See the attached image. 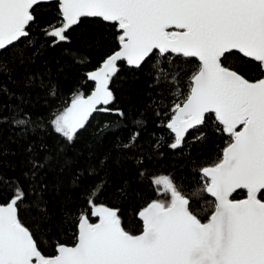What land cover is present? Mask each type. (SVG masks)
<instances>
[{"label":"snow or ice","instance_id":"1","mask_svg":"<svg viewBox=\"0 0 264 264\" xmlns=\"http://www.w3.org/2000/svg\"><path fill=\"white\" fill-rule=\"evenodd\" d=\"M44 2L0 0V75L10 82L16 66L33 63L39 54V49L31 50L30 36L33 25L39 24L36 9ZM57 4L59 23L42 29L52 47L71 43L69 32L82 18H97L115 29L112 48L86 74L94 89L87 96L74 94L70 105L50 121L67 143L75 140L94 112L113 111L123 117L122 110L106 107L115 100L109 85L121 63L139 70L153 57L149 87L160 93L159 102L153 100L151 106L167 119L163 126L173 134L168 147L182 148L189 130L209 125L228 139L218 158L199 169L201 188L189 193L168 175L154 177L152 183L165 198L151 199L137 209L138 226H128L119 206L96 202L104 190L101 181L90 192L86 208L62 211L56 234L48 223L46 195L58 192L60 184L57 180L49 185L41 173L59 163L63 146L53 152L43 143L25 145L21 177L0 172V190L11 193L0 202V264H264V0H57ZM9 49L11 55L5 56ZM181 57L184 62L176 65L174 58ZM183 76L186 91L181 89ZM22 81L25 88L39 86L56 94L57 86L50 79L46 83L42 75L26 73ZM165 92L174 97L170 105L163 104ZM0 96L18 101L5 105L10 116L0 117V123L16 127L21 137L42 124L25 111L29 101L24 95L0 86ZM162 107L168 111L162 112ZM139 135L134 132L123 147H133ZM206 135L199 132L194 139L201 141ZM14 154L0 141V162ZM7 166L12 167L10 162ZM94 174L90 169L89 175ZM78 180L75 176L73 185ZM238 191L243 198H234ZM202 194L213 198L203 208L207 216L191 203ZM113 196L123 201L139 193L125 182ZM66 230L71 236L61 240Z\"/></svg>","mask_w":264,"mask_h":264},{"label":"trees","instance_id":"2","mask_svg":"<svg viewBox=\"0 0 264 264\" xmlns=\"http://www.w3.org/2000/svg\"><path fill=\"white\" fill-rule=\"evenodd\" d=\"M36 11L39 24L33 25L30 39L33 42L31 50L39 49V54L35 56L33 63L16 66L12 72L11 82L6 76L0 75V86H7L17 95H24L25 100L29 101L24 106L25 111L31 113L34 121L42 119V124L30 129L26 136L21 137L18 134L19 129L9 123H0V141L15 153L3 158L0 162V172L7 177L19 179L24 159L23 148L29 143L36 145L43 143L53 152L57 151L58 146H63L59 163H54L51 169H45L41 173L49 185L56 184L57 180L60 184L58 192L50 190L46 195L51 214L48 223L53 234L57 233L62 211L70 210L77 213L78 210L86 208L90 192L101 181L104 190L96 202L119 206L129 227L139 225L140 222L135 216L139 207L151 199L165 198L158 190V186L152 183L154 177L168 175L175 184L189 193L201 188L203 181L199 169L218 158L228 138L226 135L216 133L209 125L191 131L182 148L173 150L168 147L173 134L163 126L167 119L164 116H157L151 106L153 100L159 102L160 93V89L149 87L152 79L148 69L155 57L139 70L120 64L121 71L110 83L115 100L106 107L122 110L123 117L113 111L94 112L85 128L78 132L70 144L54 132L50 123L54 114L68 107L74 94L83 92L87 96L94 89V82L89 81L86 74L98 66L104 55L112 48V33L115 29L97 18H82V22L69 32L71 43L61 42L52 47L51 39L45 38L42 29L59 23L61 18L58 15V4L56 1L42 3ZM65 50L73 55L66 54ZM11 52L12 49H9L4 55L10 56ZM77 59L86 62L78 63ZM174 60L176 65L184 62L182 57ZM26 73L42 75L46 83L50 79L51 83L57 86L56 94L49 95L48 89H41L39 86L25 88L22 77ZM187 75H191V72ZM183 79L185 83L181 84V89L186 91L187 76H183ZM164 96L166 99L163 104L170 105L174 97L167 92ZM17 103V100L9 99L8 96H0V117L10 116L5 105ZM157 106H160L159 103ZM161 111L168 109L162 107ZM137 121L141 123L138 124ZM134 132L140 133L139 138L133 147L125 149L123 145L128 143ZM199 132H205L207 135L204 140L196 141L194 137ZM161 138L160 146L156 148V142ZM140 160H143L142 165L139 163ZM102 161L106 162L102 164ZM9 162L11 168L7 166ZM90 169H94L96 174L89 175ZM141 171L146 175H139ZM75 176H79V180L73 185ZM125 182L130 183L139 193L137 198L123 201L114 198L113 194ZM9 196L10 192L0 190V202ZM243 197V192L238 191L234 194V198ZM212 199L208 194H202L199 199L191 200V203L207 216L208 213L203 212V208L206 202ZM28 218L30 219V216ZM71 231L66 230L60 235V239H69Z\"/></svg>","mask_w":264,"mask_h":264},{"label":"water","instance_id":"3","mask_svg":"<svg viewBox=\"0 0 264 264\" xmlns=\"http://www.w3.org/2000/svg\"><path fill=\"white\" fill-rule=\"evenodd\" d=\"M53 1H56L57 2V0H45V2L44 3H48V2H53ZM110 86V85H109ZM103 105H101L100 107H102ZM194 129H192V130H189V133L191 132V131H193ZM189 133L186 135V138H187V136L189 135ZM235 199H237V198H235ZM239 199H241V198H239ZM93 222H95V220L93 221Z\"/></svg>","mask_w":264,"mask_h":264}]
</instances>
